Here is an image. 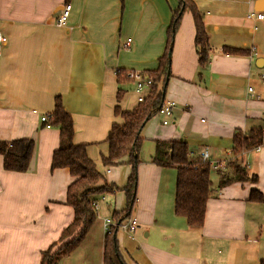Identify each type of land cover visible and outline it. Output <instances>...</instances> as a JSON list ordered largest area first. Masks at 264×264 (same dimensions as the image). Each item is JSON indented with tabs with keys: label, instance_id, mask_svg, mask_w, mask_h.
I'll use <instances>...</instances> for the list:
<instances>
[{
	"label": "crops",
	"instance_id": "crops-1",
	"mask_svg": "<svg viewBox=\"0 0 264 264\" xmlns=\"http://www.w3.org/2000/svg\"><path fill=\"white\" fill-rule=\"evenodd\" d=\"M71 4L66 25L55 23ZM207 39L200 62L195 22L186 9L169 54L164 100L174 103L164 124L158 113L140 136L131 232L116 230L125 264H259L264 260V144L244 150L240 165L251 182L219 186L221 170L233 160V133L261 129L264 135V0H192ZM176 0H0V141L27 139L34 151L26 172L7 171L0 155V264H40L41 252L73 219L65 203L73 180L68 168L51 169L59 145L57 128L40 120L59 96L73 121L74 144H86L106 183L95 223L81 244L63 257L69 264H102L103 221L125 216V187L131 172L122 162L103 166L104 140L122 119L114 108L132 110L139 95L134 81L118 82L116 71L153 72L168 46ZM129 43V44H126ZM260 59L257 66L256 60ZM123 80V79H120ZM250 88V89H249ZM119 92V99L117 95ZM187 145L188 163L206 150L212 190L203 224L189 226L174 212L177 170L156 164L157 142ZM251 190L261 201L249 200ZM94 264V263H93Z\"/></svg>",
	"mask_w": 264,
	"mask_h": 264
},
{
	"label": "trees",
	"instance_id": "trees-1",
	"mask_svg": "<svg viewBox=\"0 0 264 264\" xmlns=\"http://www.w3.org/2000/svg\"><path fill=\"white\" fill-rule=\"evenodd\" d=\"M176 1L178 5L172 11L167 30L168 46L164 54L158 59V67L153 72L141 73L143 76L152 79V84L148 88L149 92L132 110L114 108V114L121 117L122 123L111 125L108 136L104 140L107 146L106 153L100 155L101 163L105 167L122 162L131 166L130 175L123 188L126 208L125 216L122 218L129 217L135 200L137 166L140 162L139 153L142 143L140 132L144 124L164 102L171 43L175 31L178 29L181 16L186 9L194 18L195 45L200 52V62H204L207 57V36L192 0ZM116 77L118 82L129 80L127 73L121 70L116 71ZM117 99H119V92ZM47 116L48 119L43 124L57 128L59 132V145L52 153L51 169L68 168L73 178L67 187L65 200V203L73 210V219L62 229L59 238L41 252L40 264H57L60 259L69 255L81 244L95 223L97 211L91 205V201L105 193H111L117 188L106 183L105 176L89 157L87 145L72 142V117L63 109L59 96H55L53 110ZM262 140L263 132L261 129H252L246 133L237 130L233 133L232 152L234 158L227 164L226 170L220 171L219 186L234 181H255V176L239 164L237 156L244 150L255 148L262 143ZM156 145L153 161L162 166H174L177 170L174 212L184 217L189 226H202L206 201L212 190V182L209 177L211 167L208 161L200 160L190 165L187 159L188 147L181 142L164 141L157 142ZM33 151L34 143L32 140H15L10 144L0 141L3 168L7 171L26 172L29 169ZM249 200L261 201V193L251 190ZM119 215L114 212L112 219L119 221ZM116 230V227H112L110 232L104 235L102 264H125L116 239ZM259 264H264V260H261Z\"/></svg>",
	"mask_w": 264,
	"mask_h": 264
},
{
	"label": "built area",
	"instance_id": "built-area-1",
	"mask_svg": "<svg viewBox=\"0 0 264 264\" xmlns=\"http://www.w3.org/2000/svg\"><path fill=\"white\" fill-rule=\"evenodd\" d=\"M70 12H71V4H69V3L64 4L63 8L61 9L57 18L55 19V23L58 26L66 25L68 18L70 16ZM248 17L249 18L255 17L258 20L264 19V15L262 13H256L255 14L253 12H250V13H248ZM4 43H5V37L0 32V54H1L2 45ZM126 44H129V43H126ZM128 78L134 81V84H135V87L137 90L148 89L150 87V85L152 84V79L149 77L143 76L140 72H134V71L129 72ZM142 99H143V97L141 95H139L138 101H141ZM173 107H174V103L172 101L164 100V102L156 109V113L164 116V120L162 121L164 124L168 123V118H170L172 115ZM47 119H48L47 115H41L40 116V120L42 122H46ZM46 126L49 127V125H46ZM263 144H264V135H263L262 143L257 145L255 148L257 150H259V148ZM207 157H208V154H207V151L205 150L201 154V160L207 161ZM104 199H105L104 195H101L97 199H94L91 201V205L93 206V208L96 211L98 210V202L100 200H104ZM136 226H137V222H136L135 218H133V217L122 218L119 221H116L110 217H107L103 221L104 234L109 233L110 229L112 227H116L117 229L125 230L127 232H131L132 230H134L136 228Z\"/></svg>",
	"mask_w": 264,
	"mask_h": 264
},
{
	"label": "rangeland",
	"instance_id": "rangeland-1",
	"mask_svg": "<svg viewBox=\"0 0 264 264\" xmlns=\"http://www.w3.org/2000/svg\"><path fill=\"white\" fill-rule=\"evenodd\" d=\"M96 164H97L98 167H100V169H102V167H101L99 161L96 160ZM96 261H97V260H96ZM96 261H95V262H96ZM95 262H94V261H91V262H89L88 264H93V263H94V264H97V263H95ZM57 264H69V261H67V260L65 261V260L62 258V259H60V260L57 262Z\"/></svg>",
	"mask_w": 264,
	"mask_h": 264
},
{
	"label": "water",
	"instance_id": "water-1",
	"mask_svg": "<svg viewBox=\"0 0 264 264\" xmlns=\"http://www.w3.org/2000/svg\"><path fill=\"white\" fill-rule=\"evenodd\" d=\"M259 61H260V59H257V60H256V64H257V66H260Z\"/></svg>",
	"mask_w": 264,
	"mask_h": 264
}]
</instances>
